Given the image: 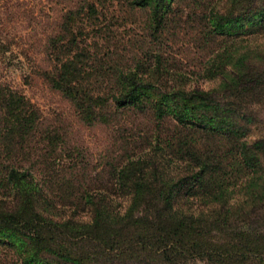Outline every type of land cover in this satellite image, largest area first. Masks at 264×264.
<instances>
[{"label":"trees","instance_id":"1","mask_svg":"<svg viewBox=\"0 0 264 264\" xmlns=\"http://www.w3.org/2000/svg\"><path fill=\"white\" fill-rule=\"evenodd\" d=\"M74 5L44 45L43 78L82 122L140 117L143 133L92 174L0 83V248L20 264H264V134L251 138L264 0Z\"/></svg>","mask_w":264,"mask_h":264},{"label":"rangeland","instance_id":"2","mask_svg":"<svg viewBox=\"0 0 264 264\" xmlns=\"http://www.w3.org/2000/svg\"><path fill=\"white\" fill-rule=\"evenodd\" d=\"M74 1L0 0V83L24 95L39 110L41 130L49 129L59 134L58 153H68L71 157L67 159H72L69 163L85 162L94 174L108 161L118 157L120 139L140 137L145 121L130 116L127 121L115 125H88L78 117L72 104L43 78L42 73L49 66L44 47L57 30L61 15L75 6ZM176 45L179 48L174 47L173 54L183 60L186 69L189 64L186 57L192 55L188 35L179 34ZM196 82L202 88L215 84L202 80ZM254 112L260 120L261 130L252 126V139L260 133L264 134V108H257ZM35 154L36 151H32V159ZM30 161L24 159L20 163L24 167H37L33 165L35 162L32 164ZM35 173L39 178L40 175ZM3 250L0 248V264H20ZM196 264L205 263L198 260Z\"/></svg>","mask_w":264,"mask_h":264}]
</instances>
